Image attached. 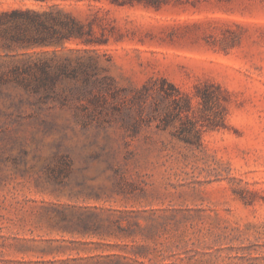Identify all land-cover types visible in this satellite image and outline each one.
<instances>
[{
    "label": "rangeland",
    "instance_id": "1",
    "mask_svg": "<svg viewBox=\"0 0 264 264\" xmlns=\"http://www.w3.org/2000/svg\"><path fill=\"white\" fill-rule=\"evenodd\" d=\"M51 5L104 43L36 50L86 63L57 84L66 98L0 96V264H264V0H0ZM169 85L191 98L199 146L175 136L184 118L162 129ZM205 85L220 89L215 127ZM117 211L151 230L82 232Z\"/></svg>",
    "mask_w": 264,
    "mask_h": 264
},
{
    "label": "trees",
    "instance_id": "2",
    "mask_svg": "<svg viewBox=\"0 0 264 264\" xmlns=\"http://www.w3.org/2000/svg\"><path fill=\"white\" fill-rule=\"evenodd\" d=\"M37 4L47 3L51 0H21ZM77 2L100 1V0H75ZM109 3L123 6L126 4L144 3L149 6L159 7L167 0H107ZM90 6V4H88ZM92 23H84L75 17L71 12L64 10L58 5H51L46 9H33L29 7H11L0 10V96L10 97L6 88L11 87L19 91V95L27 98L32 97L35 103L66 98V89L57 91V84L63 80L77 83L80 75H87L85 62L77 61L75 65L68 59L61 60L56 52L50 56L46 53L36 52L37 49L54 48L64 49L67 42L79 41L84 45L104 43L93 37ZM80 50H69V53H77ZM86 52V50H83ZM87 53V52H86ZM89 80L84 77L80 86L69 88V94L84 95ZM170 91H164L168 106L163 111L161 120L166 129L174 117L182 121L176 130L175 136L187 143L199 146L201 129L193 117L194 109L191 106V98L169 85ZM220 89L212 85L198 87L196 96L207 115V122L210 127L218 125L214 121L217 117L216 107L219 105L217 92ZM64 93V96L62 94ZM18 95V94H17ZM215 108V109H214ZM157 110V109H156ZM203 113V115L205 116ZM210 116V117H209ZM203 126V125H200ZM160 127V126H158ZM92 221H85L83 233L103 238L108 237H136L137 231L142 232L138 221H130L129 212H116L105 220H98L97 214ZM125 222V223H124ZM125 224V225H124ZM97 264H122L118 259L105 257Z\"/></svg>",
    "mask_w": 264,
    "mask_h": 264
}]
</instances>
